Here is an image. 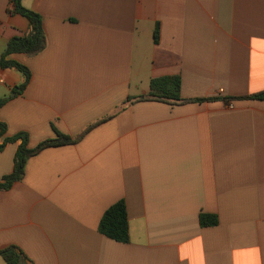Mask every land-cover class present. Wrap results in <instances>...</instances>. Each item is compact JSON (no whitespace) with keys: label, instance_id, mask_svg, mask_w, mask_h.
<instances>
[{"label":"crops","instance_id":"0c3cea01","mask_svg":"<svg viewBox=\"0 0 264 264\" xmlns=\"http://www.w3.org/2000/svg\"><path fill=\"white\" fill-rule=\"evenodd\" d=\"M46 47L0 67V121L29 147L22 181L0 190V250L19 264H264V0H22ZM0 0V58L28 20ZM159 26V40L154 31ZM180 95L139 100L153 79ZM21 141L0 151V181ZM124 200L128 243L99 232ZM214 215L215 226L200 225ZM0 264H7L0 257Z\"/></svg>","mask_w":264,"mask_h":264},{"label":"trees","instance_id":"16d2710c","mask_svg":"<svg viewBox=\"0 0 264 264\" xmlns=\"http://www.w3.org/2000/svg\"><path fill=\"white\" fill-rule=\"evenodd\" d=\"M13 4V9L9 11L10 14H19L25 17L30 25L29 32L23 37L13 38L7 46L5 53L0 58V67L11 68L21 72L25 81L14 90V93L21 94L29 84L31 73L25 66L11 60H7V56L11 54H26L29 56L37 55L46 47V36L43 29L42 17L26 8L21 4L22 0H10ZM159 40V26L156 25L154 31V41ZM181 79L180 77H163L153 79L150 83V93L148 96H142L139 100L152 99L167 103H185V102H204L202 99L185 100L181 98ZM244 99L264 100V92L252 96L244 97ZM8 99H0V108L6 103ZM6 133V125L0 121V140ZM55 139L43 141L35 148L29 147V136L26 133H18L13 137L5 138L3 143H0V151H2L7 143L21 141L15 156L14 168L11 174L6 175L0 181V190H9L17 182L22 181L25 175V167L27 161L38 154L45 148L61 146L72 143V139L59 132L56 133ZM200 225L203 227L215 226L218 224V219L214 215L201 214ZM99 232L105 237L119 242L128 243L129 224L127 216V208L124 200H120L104 213L100 224ZM0 257H2L7 264H19L20 260L26 258L24 253L15 246L7 247L0 250Z\"/></svg>","mask_w":264,"mask_h":264}]
</instances>
